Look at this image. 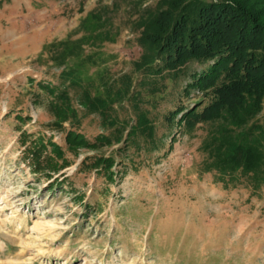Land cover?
<instances>
[{"label": "rangeland", "instance_id": "374dc122", "mask_svg": "<svg viewBox=\"0 0 264 264\" xmlns=\"http://www.w3.org/2000/svg\"><path fill=\"white\" fill-rule=\"evenodd\" d=\"M156 2L0 0V264H264V189L199 175L204 134L166 118L201 95L186 79L155 96L165 74L134 65L136 24ZM64 71L73 85L59 86ZM47 85L67 89L76 120L56 124ZM95 96L114 100L116 125L87 105ZM140 113L160 149L125 144ZM68 131L83 144L68 148ZM98 158L109 174L90 166Z\"/></svg>", "mask_w": 264, "mask_h": 264}, {"label": "trees", "instance_id": "16d2710c", "mask_svg": "<svg viewBox=\"0 0 264 264\" xmlns=\"http://www.w3.org/2000/svg\"><path fill=\"white\" fill-rule=\"evenodd\" d=\"M156 1L153 11L136 21L141 54L134 65L142 66L145 78L165 74L161 93L153 92L155 96L186 79L189 83L184 92L194 90L201 95L188 108L178 105L166 118L170 125L179 117L176 125L188 136L204 134L199 147L203 155L197 167L199 175H212L224 188L242 186L250 195L259 193L264 189V122L257 118L264 103V0ZM70 76V72H62L59 86L70 82ZM43 88L49 94L48 110L57 125L76 120L67 89ZM87 102L105 124L116 125L106 115L114 100L95 96ZM155 128L147 115L140 113L125 144L141 140L142 147L160 149L163 143L153 141ZM71 132L65 135L66 146L83 144L82 137ZM46 144L40 141L31 147L30 157L39 160ZM51 152L50 157H61L60 147L54 146ZM47 160L51 168L52 160ZM111 160L98 158L90 166L101 167L107 175Z\"/></svg>", "mask_w": 264, "mask_h": 264}]
</instances>
